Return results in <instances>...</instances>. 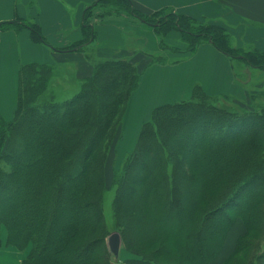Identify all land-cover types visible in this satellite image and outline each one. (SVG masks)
<instances>
[{
	"label": "trees",
	"instance_id": "16d2710c",
	"mask_svg": "<svg viewBox=\"0 0 264 264\" xmlns=\"http://www.w3.org/2000/svg\"><path fill=\"white\" fill-rule=\"evenodd\" d=\"M108 16L151 25L161 50L176 48L165 38L177 29L186 46L179 52L208 40L228 57L264 68V50L235 46L224 27L171 7L144 13L133 0L87 5L84 38L60 50L92 43L95 19ZM14 27L49 44L35 22L0 21V31ZM92 62L93 74L64 100L45 98L51 67L24 64L14 117L0 112V228L8 229L10 245H32L22 264H114L113 231L137 256L127 264H213L237 221L244 230L219 263L264 264V107L241 113L219 106L200 84L191 98L155 107L114 171L109 224L106 155L140 72L128 59Z\"/></svg>",
	"mask_w": 264,
	"mask_h": 264
},
{
	"label": "crops",
	"instance_id": "0c3cea01",
	"mask_svg": "<svg viewBox=\"0 0 264 264\" xmlns=\"http://www.w3.org/2000/svg\"><path fill=\"white\" fill-rule=\"evenodd\" d=\"M94 1L0 0V21L21 18L35 22L49 42L47 45L34 41L26 27L0 31V112L4 117L11 116L18 102L20 69L27 63L72 68L77 78L84 79L93 73V58L130 60L142 73L140 86L128 105L126 123H133L132 131L138 130L139 124L160 104L191 98L196 84L211 94L238 93L240 86L234 77L232 58L211 42L203 40L194 52L185 51L182 56L172 57L171 62L178 61L176 64H161L154 59L161 47L153 27L129 16L96 18V39L92 43L82 50H60L84 38V9ZM133 2L144 13L171 7L201 21L218 24L227 30L235 46L264 50V0ZM180 36L178 31L172 30L165 41L171 46H182ZM240 222L235 223L229 235ZM23 258V253L15 246L0 247V264H15V261L22 264Z\"/></svg>",
	"mask_w": 264,
	"mask_h": 264
},
{
	"label": "rangeland",
	"instance_id": "374dc122",
	"mask_svg": "<svg viewBox=\"0 0 264 264\" xmlns=\"http://www.w3.org/2000/svg\"><path fill=\"white\" fill-rule=\"evenodd\" d=\"M175 30L178 31L177 29ZM178 32L181 34L180 44L183 47L182 46H173V47L180 48V50H182V49H185L186 46L182 39L181 31H178ZM176 48L167 47L162 50L160 49V51L154 55V59L158 60V58L163 56L165 60L163 62H159V61L158 62L161 64L169 63L171 62L172 57L178 56L177 54H180L182 56V54H184L183 52H185V51L179 52V50ZM187 52H191V51H187ZM172 62H174L173 64L178 63V61H172ZM232 65H234L235 67L233 68L235 80L239 83V86H240L238 93L236 94H211L207 92L208 94L212 95L211 100L217 103L219 106H225L231 109H235L241 113L247 112L248 110H253L255 107H258V106L264 107V68L252 67L248 65L245 61L238 59V58L232 59ZM137 69L140 72V69L138 66H137ZM50 71H51L50 74L46 78V81H47L46 87L44 88L45 98L53 97L54 99H57V100H64L66 98H70L71 96H73L75 93H77L81 89V87L83 86L84 80L88 78V77L84 79L77 78L75 72L72 71V68L51 67ZM93 71H94V67H93ZM141 77H142V73L140 72L139 85L133 91V94L140 86ZM198 83H201V82H198ZM17 104L12 110L11 116H9L8 118L5 117L6 119L9 120L14 117ZM128 108L129 106H127L125 115L123 117V121L121 122L120 129L114 141V145L112 149L108 151L106 155L107 156L106 158V181H107V185L110 187L106 189V191L103 194L104 195L103 196V206H104L105 217L109 224L113 223L112 201H113V197H114L116 189H114L113 187L111 188V185H112V180L114 176V171H116V169H119L121 167L126 157H128L129 153L133 150L136 140L138 138L141 126L146 121L145 120L139 124L138 130L132 131L133 123L131 124L126 123L127 116H128L127 113H129ZM152 112L153 111H151L150 115L152 114ZM238 224L233 228V232H232V234H235L234 235V238H235L234 247L236 246V238L239 235V233L242 231L239 229L240 226ZM5 229L7 230V232L5 231ZM110 236L108 237V241L110 239ZM7 239H8V229L4 226H1L0 228V247L4 245L10 246V243L7 242ZM125 245H126L125 243L124 244L121 243L120 250L117 253L114 252L110 247L112 261L114 264H127L128 258L129 259L137 258L135 253L132 252V248L126 247ZM12 246H15L16 248H18L14 244H12ZM31 247L32 245H29L28 247L24 249H20V248L18 249L23 253L24 258H25L29 254ZM15 264H16V261H15Z\"/></svg>",
	"mask_w": 264,
	"mask_h": 264
},
{
	"label": "bare ground",
	"instance_id": "6f19581e",
	"mask_svg": "<svg viewBox=\"0 0 264 264\" xmlns=\"http://www.w3.org/2000/svg\"><path fill=\"white\" fill-rule=\"evenodd\" d=\"M238 225L240 226L239 229H240V230H243V225H242V223L240 222ZM5 231L7 232L6 229H5ZM234 235H235V234H232V233L229 235L228 242L226 243V247H225L224 253H223L222 256H221V257H220L215 263H213V264H219V262L223 259V257L233 249V247H234V242H235ZM121 243H122V241H121Z\"/></svg>",
	"mask_w": 264,
	"mask_h": 264
},
{
	"label": "water",
	"instance_id": "95a60500",
	"mask_svg": "<svg viewBox=\"0 0 264 264\" xmlns=\"http://www.w3.org/2000/svg\"><path fill=\"white\" fill-rule=\"evenodd\" d=\"M109 245L114 252H118L120 250L121 245V235L119 232H113L109 239Z\"/></svg>",
	"mask_w": 264,
	"mask_h": 264
}]
</instances>
